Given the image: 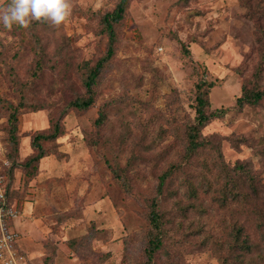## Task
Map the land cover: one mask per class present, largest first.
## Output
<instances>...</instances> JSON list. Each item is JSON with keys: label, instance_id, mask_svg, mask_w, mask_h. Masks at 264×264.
I'll return each instance as SVG.
<instances>
[{"label": "rangeland", "instance_id": "rangeland-1", "mask_svg": "<svg viewBox=\"0 0 264 264\" xmlns=\"http://www.w3.org/2000/svg\"><path fill=\"white\" fill-rule=\"evenodd\" d=\"M116 1L72 0L59 27L0 24V177L17 211V264H142L148 205L159 175L184 150L200 81L212 83L209 108L225 109L201 134L220 139L223 163L249 161L264 177L253 149L230 140H264V99L235 105L243 84L264 88V0H131L93 105L71 109L87 68L106 53L101 15ZM55 123L60 134L39 139L43 156L26 164L37 153L33 137ZM210 210L183 222H204L225 250L229 219ZM183 226L154 264H221L220 250H193L186 245L194 238L180 243Z\"/></svg>", "mask_w": 264, "mask_h": 264}, {"label": "trees", "instance_id": "trees-1", "mask_svg": "<svg viewBox=\"0 0 264 264\" xmlns=\"http://www.w3.org/2000/svg\"><path fill=\"white\" fill-rule=\"evenodd\" d=\"M130 2L131 0H117L111 11L101 15V23L107 35L106 53L93 66L87 68L82 78L84 94L71 99L68 102L69 108L85 110L93 105L97 77L104 63L113 54L116 29L122 22ZM211 86V82L196 83L194 117L185 124L184 150L158 177L155 196L150 199L148 205L147 218L150 228L144 248L146 259L142 264H154L156 255L166 250L169 239L172 240L175 235L173 232L178 231L177 228H184L182 225H185L186 231L181 234L180 243L185 241V238H194L192 245L188 241L186 245L193 250L207 247L212 248L214 254L220 250L221 264H264V177L252 169L249 161H236L232 166L223 163L219 148L220 139L201 134L202 128L210 120L221 118L225 113L222 108H209L207 90ZM262 99L264 88L243 84L235 105L255 106ZM9 118L13 123L16 121L13 111ZM99 121H102V116ZM60 131L59 124L55 123L51 131L34 136L32 145L37 149V153L26 164L31 160L38 161L43 156L39 139H55ZM230 140L235 146L237 143L250 146L260 157L264 169L263 139L231 136ZM195 160H198V163L194 164ZM175 176L180 178L179 185L174 183ZM168 204L170 207L165 208ZM214 207L225 211L229 219L224 234L227 240L225 250L222 249V236L212 233L204 222L201 221L199 225L190 221L187 224L183 222L190 214L199 218L208 216L210 209ZM195 237L202 238L197 240ZM168 264L172 262L169 261Z\"/></svg>", "mask_w": 264, "mask_h": 264}, {"label": "clouds", "instance_id": "clouds-1", "mask_svg": "<svg viewBox=\"0 0 264 264\" xmlns=\"http://www.w3.org/2000/svg\"><path fill=\"white\" fill-rule=\"evenodd\" d=\"M72 13V0H9L0 5V24L11 30L13 25L29 28L33 21L59 27Z\"/></svg>", "mask_w": 264, "mask_h": 264}, {"label": "built area", "instance_id": "built-area-1", "mask_svg": "<svg viewBox=\"0 0 264 264\" xmlns=\"http://www.w3.org/2000/svg\"><path fill=\"white\" fill-rule=\"evenodd\" d=\"M17 216L14 206L8 203L2 190L0 177V259L3 264H17L15 257V244L18 243V233L12 228V223Z\"/></svg>", "mask_w": 264, "mask_h": 264}, {"label": "crops", "instance_id": "crops-1", "mask_svg": "<svg viewBox=\"0 0 264 264\" xmlns=\"http://www.w3.org/2000/svg\"><path fill=\"white\" fill-rule=\"evenodd\" d=\"M17 244H19V240H18V243Z\"/></svg>", "mask_w": 264, "mask_h": 264}]
</instances>
